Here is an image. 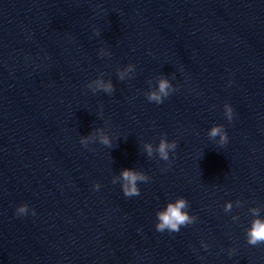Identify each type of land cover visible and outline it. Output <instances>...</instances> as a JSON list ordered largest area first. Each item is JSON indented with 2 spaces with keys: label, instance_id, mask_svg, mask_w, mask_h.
Wrapping results in <instances>:
<instances>
[{
  "label": "water",
  "instance_id": "obj_1",
  "mask_svg": "<svg viewBox=\"0 0 264 264\" xmlns=\"http://www.w3.org/2000/svg\"><path fill=\"white\" fill-rule=\"evenodd\" d=\"M161 79L177 90L157 105ZM162 137L168 162L143 147ZM124 169L150 177L139 196ZM177 198L196 221L157 232ZM252 207L264 219V0H0V264H264Z\"/></svg>",
  "mask_w": 264,
  "mask_h": 264
},
{
  "label": "clouds",
  "instance_id": "obj_2",
  "mask_svg": "<svg viewBox=\"0 0 264 264\" xmlns=\"http://www.w3.org/2000/svg\"><path fill=\"white\" fill-rule=\"evenodd\" d=\"M94 34L98 35L99 33L95 32ZM131 67V66H129ZM127 71V70H126ZM118 79L124 80L125 72H119ZM95 88H92V84H87L86 87L92 89V92L95 93L97 90L111 95L114 91L113 85L111 82L104 83L103 81L97 79L94 81ZM176 88H172L166 79H161L158 82V87L154 91H149L147 93V100L149 102H154L159 105L163 103V100L166 99L172 92L176 91ZM226 119L231 122L233 116V109L225 105ZM97 133V142L103 146L111 147L110 137L102 132L101 129L96 130ZM209 139H215L218 146H224L228 142L227 134L222 125L212 126L210 131H208ZM93 141V136L89 135L88 137L80 138L79 143L81 146H86L89 142ZM146 155L151 158L155 152L156 156L165 162L169 161V152H174L177 145L175 141L168 142L165 138H161L154 148L152 144L145 143L143 145ZM150 180V177L145 175L142 172L124 169L120 174V187L123 193V196L126 198H131L140 195V190L137 187L138 182L146 183ZM112 184H115V180L112 181ZM100 187L99 184H93V189L98 190ZM238 206H241V201L236 202ZM189 203L184 198H177L174 202H169L163 208L156 212L155 230L157 232L163 233L165 231L169 233L179 232L181 227H187L192 225L196 221L195 216H190L187 212ZM231 203H225L224 211L230 212L232 210ZM251 215L254 219L250 222V227L245 229V239L246 243L250 246H258L264 244V219L260 217V208L252 207L249 209ZM29 213L28 206L26 204H21L16 207L15 215L20 217ZM32 215H35V211L31 212ZM233 219H238V217H233ZM201 247L207 250L208 245L201 242ZM234 249H229L228 255L232 256L234 254Z\"/></svg>",
  "mask_w": 264,
  "mask_h": 264
}]
</instances>
